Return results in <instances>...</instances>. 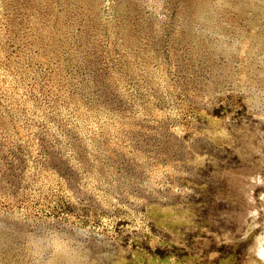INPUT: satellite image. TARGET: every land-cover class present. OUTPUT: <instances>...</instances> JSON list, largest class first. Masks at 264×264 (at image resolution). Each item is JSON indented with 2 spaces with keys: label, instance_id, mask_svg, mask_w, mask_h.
I'll use <instances>...</instances> for the list:
<instances>
[{
  "label": "rangeland",
  "instance_id": "obj_1",
  "mask_svg": "<svg viewBox=\"0 0 264 264\" xmlns=\"http://www.w3.org/2000/svg\"><path fill=\"white\" fill-rule=\"evenodd\" d=\"M264 0H0V264H264Z\"/></svg>",
  "mask_w": 264,
  "mask_h": 264
},
{
  "label": "bare ground",
  "instance_id": "obj_2",
  "mask_svg": "<svg viewBox=\"0 0 264 264\" xmlns=\"http://www.w3.org/2000/svg\"><path fill=\"white\" fill-rule=\"evenodd\" d=\"M259 255L262 256V258L264 259V248L259 249Z\"/></svg>",
  "mask_w": 264,
  "mask_h": 264
}]
</instances>
